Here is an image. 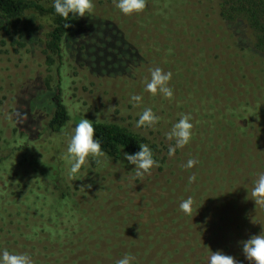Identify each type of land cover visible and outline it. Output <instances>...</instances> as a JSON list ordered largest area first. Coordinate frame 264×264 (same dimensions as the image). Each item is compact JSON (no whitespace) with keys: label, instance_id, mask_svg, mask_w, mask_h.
I'll use <instances>...</instances> for the list:
<instances>
[{"label":"rangeland","instance_id":"obj_1","mask_svg":"<svg viewBox=\"0 0 264 264\" xmlns=\"http://www.w3.org/2000/svg\"><path fill=\"white\" fill-rule=\"evenodd\" d=\"M116 2L92 0L90 13L83 18L76 16L72 24L69 46L75 51L73 58L67 52L51 67L46 56L33 49L32 42L24 49L12 48L18 36L11 38L0 32L1 164L13 155L12 165L20 179L36 188L43 184L57 194L68 193L60 182V167L74 128L63 134L49 130L55 108L53 100H48L49 94L41 97L49 90L48 85L54 91L57 68L65 77V92L75 97L67 98L71 100L69 105L79 111L72 113L75 125L84 117L92 122L118 124L169 150L174 144L166 134L187 115L193 124L191 139L208 151L203 148L204 154L192 144L184 146L168 158L171 167L161 173L152 169L143 176L127 173L120 164H105L94 172L81 168L84 183L69 179L66 160L64 178L86 198L84 209L89 222L85 224L87 232H80L77 238L81 249L69 253L60 250L63 246L44 248L41 255H35L18 241L9 253H26L33 264H117L125 255L133 257L131 264H165L164 257L174 251L172 246L183 242L190 247L201 243L198 250L225 244V254L248 264L241 242L264 230V206H255L251 196L254 182L264 173V108L254 110L251 123L260 146L249 142L246 135H239L221 113H227L233 102L247 100L250 93L259 91V96H264L263 77L253 81L257 63H251L252 56L231 46L222 23L214 22L215 18L207 24L194 13L170 21L161 15L164 7L147 4V0L141 12L124 15ZM35 26L39 27L37 40L50 29L48 19L38 16ZM229 32L235 42L242 38L245 45L254 46L253 31L246 23H234ZM30 38L27 35L26 40ZM155 68L172 74L168 82L173 91L171 98L145 91ZM133 96H141L142 100L132 101ZM146 108H151L158 122L138 128L136 121ZM14 137L20 138L14 142H22L12 146ZM204 157L209 168L200 176L208 200L197 199L191 214L185 215L179 209L189 175L176 162L179 158L184 166L189 159L196 160L194 167H184L196 179ZM94 160L92 156L87 159ZM193 185L194 191L201 186L198 180H192L189 192ZM224 190L227 197L229 190L234 192L243 210L237 211L233 204L227 206L222 219L208 215L213 208L226 210L220 198ZM173 235L178 239L173 240ZM40 246L43 249L44 245ZM188 260L181 259L184 264H189Z\"/></svg>","mask_w":264,"mask_h":264},{"label":"trees","instance_id":"obj_2","mask_svg":"<svg viewBox=\"0 0 264 264\" xmlns=\"http://www.w3.org/2000/svg\"><path fill=\"white\" fill-rule=\"evenodd\" d=\"M148 2H153L152 6L155 7H164V10L161 9V15H165L170 21L171 19L191 17L195 13L196 17L201 16L207 24L213 22L212 18H215L214 22L218 24L221 22L223 33L231 41V46L244 55L252 56L249 59L251 63H257V72L254 74L253 81L258 82L256 78L260 75L264 81V0H147V4ZM37 16L48 19L50 26L49 31L38 40L39 27L35 26ZM75 17L71 14L68 18L61 17L55 13L54 4L46 5L38 0H0V32L7 33L11 38L18 36V39H14L11 47L24 49L28 43L32 42L34 44V46L32 45L33 49L46 56L50 67L55 64L58 58H65L67 52L73 58L75 51L70 49L69 42ZM238 21L246 23L252 29L255 40L254 46L245 45L247 42L242 38H239L237 42L233 39L229 31L232 30V25ZM68 24L70 27H66ZM27 35H31V40H26ZM73 61L77 62V59L74 58ZM78 63L81 62L78 61ZM81 64L83 65V63ZM55 74L58 78L55 77L54 87L56 89L53 87L54 91L52 92V86L48 85L49 90L43 92L41 97L43 98L49 94L48 100H53L55 108L48 129L55 134H63L75 127V124L72 123V113L79 111L76 106L69 105V101L74 100L75 97L65 92L64 88L67 86L64 84L65 77L61 68H57ZM49 82L50 79L47 80L48 84ZM263 84L264 82L262 83V89H264ZM258 92L255 94L250 93L247 100L233 102L228 108V112L223 113L222 111L221 115L239 135H246L249 142L253 141L257 146H260L251 128L255 109L264 108V96L261 98ZM68 97L74 99L68 100ZM198 108H200L199 105ZM229 116L232 117V120ZM214 117L215 115L211 116L212 119ZM93 126L96 132L94 138H100L104 154L95 156V160L92 162L86 161L85 165L82 166L83 169L88 167V170L94 172L105 167V164H120L124 166L127 173H135L134 166L124 160L123 153L134 154L138 152L140 144L147 145L152 151L153 159L156 162L152 169L157 173L171 167L168 161L170 157L169 150L165 147L161 148L158 143L144 138L139 133L108 122L96 121L93 122ZM16 139L19 140L20 138L14 137L12 146L22 142H14ZM173 144H175L174 140ZM190 144L196 146L204 154L205 151H208L203 147L204 151L201 145L194 143L193 139L187 145ZM204 159L205 157L200 162L203 167L200 169V165L195 173V180H198L201 186H196V191H194L195 186H191L190 192L188 184L192 181L190 177H193V175L185 170L179 158V162L174 159L175 162L177 161V166L186 175H189L184 189V183L180 189L176 185L174 189L176 191L177 188L178 192L183 189L181 191L183 200L191 197L194 203L197 199H207V196L203 193V182L200 176L209 168L207 163L203 162ZM3 161L5 162L1 164L0 160V232L3 233V235L0 233V251L4 249L10 251L9 249L18 241L21 242L22 246L26 245L33 250L35 255H41L44 248H60L63 246L64 248L60 250H66L69 253H75L77 249H81V243L77 241V238L82 235L80 232H87L85 224L89 222L84 209L86 198L82 196L83 193L80 190L78 192L64 178L67 161L62 158L60 167V182L68 189V193L64 194H57L48 185L42 184L41 187L36 188L33 184L16 176V169L12 165V162H15L13 155L6 157ZM81 176L82 173L79 172L74 179L84 183ZM233 193L229 190L227 197V192L224 190V194L220 195L221 205L226 206L225 211L221 210L220 207L213 208L207 212L208 215L215 214L222 219L227 214V206L231 207L233 204L237 211H242L243 203H238ZM179 211L183 213L180 209ZM172 239L177 240L178 238L173 235ZM40 245H44L43 249ZM200 245L201 243L190 247L183 242L174 245L172 246L174 251H170V254L164 257L163 262L165 264H184L185 262H182L181 259L188 258L189 264H208L211 252L223 251L226 247L225 244H220L198 250Z\"/></svg>","mask_w":264,"mask_h":264},{"label":"clouds","instance_id":"obj_3","mask_svg":"<svg viewBox=\"0 0 264 264\" xmlns=\"http://www.w3.org/2000/svg\"><path fill=\"white\" fill-rule=\"evenodd\" d=\"M93 7L92 0H55V13L61 17L68 18L69 15L85 17L86 13H90ZM116 7L124 15L139 13L146 7L145 0H117ZM70 27V25H66ZM171 73H165L160 68H155L151 71V79L145 85V91L156 95L158 92L166 98H171L173 91L168 87V82L171 80ZM132 101L139 103L142 100L141 96L131 97ZM158 122V117L153 113L151 108H146L136 121V127H151ZM193 124L190 122V117L182 116L166 134L168 140H174V146L169 147V155H173L177 149H182L192 138ZM96 136L93 122L85 117L80 120L74 127L70 140L67 145V151L63 155V159L67 160L70 167L68 168V177L72 179L78 174L87 159L92 156L103 155L100 138ZM140 150L134 154L123 153V158L130 165L134 166V171L137 176H143L149 173L155 165L153 154L150 148L145 144L139 145ZM197 161L189 159L184 165L186 168H192ZM190 180H195V177H190ZM252 200L255 206H264V173L258 175L257 180L251 191ZM193 200L191 197L183 200L180 203V210L190 215L192 212ZM242 254L248 264H264V230L259 235L250 237L246 241H242ZM133 257L125 255L117 264H131ZM0 264H33L32 259L26 253L11 254L7 249L0 251ZM208 264H240L237 259L225 254L223 251L211 252L208 258Z\"/></svg>","mask_w":264,"mask_h":264}]
</instances>
